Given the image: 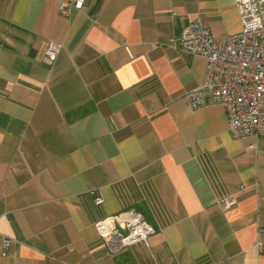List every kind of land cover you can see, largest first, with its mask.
<instances>
[{
    "label": "crops",
    "instance_id": "crops-1",
    "mask_svg": "<svg viewBox=\"0 0 264 264\" xmlns=\"http://www.w3.org/2000/svg\"><path fill=\"white\" fill-rule=\"evenodd\" d=\"M61 1L0 0V264H264V141L188 108L206 63L177 43L197 19L238 33L234 0H87L69 18ZM127 208L156 232L111 255L93 224Z\"/></svg>",
    "mask_w": 264,
    "mask_h": 264
},
{
    "label": "built area",
    "instance_id": "built-area-1",
    "mask_svg": "<svg viewBox=\"0 0 264 264\" xmlns=\"http://www.w3.org/2000/svg\"><path fill=\"white\" fill-rule=\"evenodd\" d=\"M87 0H62L58 10L69 18L74 10L85 6ZM241 30L214 38L197 19L192 21L177 39L181 51L205 60L203 81L186 93L190 110L220 106L227 115L228 132L234 139L256 138L264 141V0H234ZM61 48L49 43L44 62L51 64ZM93 204L101 206L102 197L90 191ZM225 208L235 204L233 197L222 199ZM94 227L107 251L117 255L133 246L148 245L156 229L132 208L97 220ZM11 240L4 239L3 252ZM257 250L263 245L257 243Z\"/></svg>",
    "mask_w": 264,
    "mask_h": 264
}]
</instances>
